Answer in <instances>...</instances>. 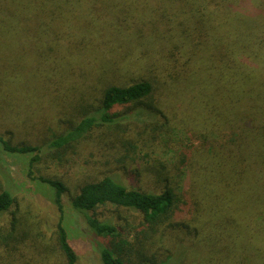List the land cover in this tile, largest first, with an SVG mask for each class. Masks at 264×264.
I'll return each instance as SVG.
<instances>
[{
    "label": "trees",
    "instance_id": "1",
    "mask_svg": "<svg viewBox=\"0 0 264 264\" xmlns=\"http://www.w3.org/2000/svg\"><path fill=\"white\" fill-rule=\"evenodd\" d=\"M98 2L104 3L107 10ZM94 3L96 7L88 8L87 0H0L3 149L11 154H33V168L44 155L62 162L67 151L86 142L97 129L116 126L115 141L124 150L131 146L122 122L154 127L162 116L169 123L166 114L173 113L189 132L186 135V130L180 128L167 131L170 127L165 126L163 131L158 130L156 141L162 138L167 148L188 149V141L198 140L202 148L199 158L212 156L199 160V173H208L212 179L221 177V185L229 192L239 193L242 188L251 192L255 206L264 202V0ZM29 26L34 30H27ZM21 45L31 50L17 57ZM113 47L120 56L124 49L146 50L145 68L153 74L152 80L128 86L109 82L111 73L116 78L118 70L126 67L115 63ZM56 70L69 77L70 89L66 92L86 91L90 99L99 103L97 109L82 112L76 123L59 134L49 133L42 127L43 118L34 116L38 108L52 122L69 114L73 101L59 93L64 91L66 79L58 80ZM21 79L34 85L37 96H50V102L28 91L26 95V90L19 87ZM126 109L130 113L120 115V110ZM6 123L28 131L29 137L43 134L47 141L43 146L15 144L2 133ZM188 161L185 157L184 162ZM39 179L55 189V202L62 213L66 185L56 178ZM157 181L160 190L146 192L127 186L118 175L106 176L86 183L72 198V210L83 219L95 241L102 242L101 264H168L144 250L148 236L157 235L181 204L168 177L159 175ZM106 206L142 217V229L131 230L136 233V243L129 242L127 228L120 229L114 222L97 217L96 212ZM15 207L12 194L0 189V220ZM256 219L262 222L264 212ZM19 223H0V264H17L15 255L31 252L32 246L39 258L48 259L54 249L42 245L45 234L55 240V248L66 264H77L62 222L54 232L43 228L44 234L32 239L30 226L29 232L25 225L26 232L20 234Z\"/></svg>",
    "mask_w": 264,
    "mask_h": 264
},
{
    "label": "rangeland",
    "instance_id": "2",
    "mask_svg": "<svg viewBox=\"0 0 264 264\" xmlns=\"http://www.w3.org/2000/svg\"><path fill=\"white\" fill-rule=\"evenodd\" d=\"M96 1L87 0L86 7H96ZM156 1L158 0H149V4L152 5ZM99 5L103 10H107L104 3L98 2ZM30 29L33 31L34 27L29 26L27 30ZM116 47H113L112 53L117 56L114 61L123 63L126 67L118 70L116 78L111 73L109 82L128 86L138 81L152 80L153 74L145 68L147 65L144 60L148 54L146 50L124 49V55L121 53L120 56L115 51ZM29 50L31 48L28 45H21L17 49V57L27 54ZM55 74L58 80L66 79L62 85L64 91L59 93L67 101L72 98L74 109L70 106L67 118L62 115L59 121H49L43 113L41 114L39 108L34 116L43 118L42 127L49 133L59 134L76 123L82 112L97 109L99 103L90 99L86 91L79 93L73 89L66 92L70 89L69 77L58 70ZM19 87L26 90V95L30 92L43 102H50V96H37L34 85L25 84V80H20ZM49 87L56 90L58 86L50 84ZM120 112V115L128 114L130 109ZM166 115L169 116V123L167 117L162 116L157 119L154 127H145L143 123L139 124V127L132 124L128 126L127 122H122V128L128 131L124 136L130 141L128 144L131 148L122 150V144L115 141L118 135L116 126L105 127L97 129L86 142L67 151L62 162L54 159L51 161L44 155L41 162L33 168V154H11L0 144V189H7L16 200V207L4 216L0 223L9 225L14 220L20 222V234L26 230L29 232L30 226L32 239L44 234L43 228L48 229L49 233L54 232L62 222L68 233L69 244L77 255V264H101L99 245L102 242L95 241L83 219L72 210V198L86 183L106 176L118 175L127 186L136 190H160L157 180L159 175H164L170 179V187L180 198L181 204L174 217L161 227L160 232L157 235L151 233L145 240L144 250L149 256H155L159 262L169 261L168 264H264V220L260 222L256 219V216L264 212V202L255 206L251 202V199L255 198L251 192L243 188L239 193L229 192L221 185V177L212 179L208 173H199V160H209L212 156L205 154L203 158H199L202 148L198 140L188 141L185 144L188 149L175 145L173 146L176 148L170 149L165 146L166 142H163L162 138L156 141L160 134L158 130L163 131L165 126L170 127L167 131L180 128L186 130L183 133L189 132L180 119H174L173 113ZM5 125L3 135L6 140L15 144L24 142L43 146L47 141L43 134L39 136L35 133L29 137L28 131L22 128L9 123ZM185 157L187 161L189 158L188 162H184ZM41 177L56 178L66 185L68 192L64 197L62 213L55 202V189L42 183L39 179ZM96 213L102 221L114 222L120 229L127 228L125 233L127 235L130 232L129 242H137L136 233L131 230L142 229L140 215L111 206L103 207ZM41 243L54 249L48 259L39 258L38 254L34 253L35 246L31 245V252L16 254L14 261L17 264H42V260H45L46 264H66L64 257L55 248L54 239L51 240L45 234Z\"/></svg>",
    "mask_w": 264,
    "mask_h": 264
}]
</instances>
